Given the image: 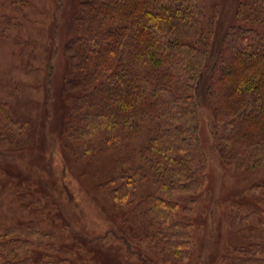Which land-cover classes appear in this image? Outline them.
Instances as JSON below:
<instances>
[{
  "label": "trees",
  "instance_id": "16d2710c",
  "mask_svg": "<svg viewBox=\"0 0 264 264\" xmlns=\"http://www.w3.org/2000/svg\"><path fill=\"white\" fill-rule=\"evenodd\" d=\"M25 1L0 0V22L8 18L6 8ZM211 9L203 0H82L77 34L67 44L66 86L73 96L61 144L93 161L120 153L124 138L149 135L139 150L141 165H132V155L123 158L101 186L147 225L133 238L160 250L164 264L192 256V223L176 220L181 204L175 196L193 194L194 204L206 186V161L196 157L204 103L223 163L255 177L247 221L264 229V0H238L235 21L223 30L219 6ZM24 130L0 100V137L28 143ZM148 182L156 191L139 200L137 189ZM51 238L34 225L9 228L0 234V264H67L66 251L57 249L58 258L49 253L55 250ZM39 248L48 254L38 261ZM263 255V244L243 243L231 259L264 264Z\"/></svg>",
  "mask_w": 264,
  "mask_h": 264
},
{
  "label": "rangeland",
  "instance_id": "374dc122",
  "mask_svg": "<svg viewBox=\"0 0 264 264\" xmlns=\"http://www.w3.org/2000/svg\"><path fill=\"white\" fill-rule=\"evenodd\" d=\"M203 2L208 10L219 6L221 30L234 23L238 0ZM81 8L82 0H26L18 8H6L8 18L0 22V100L8 104L14 119L25 124L29 138L28 143L15 139L13 144L0 137V234L34 225L52 235L55 250L49 253L54 258L60 257L58 250L66 251L67 264H164L160 250L133 238L148 231L147 225L116 205L101 186L119 171L123 158L132 155V165H141L139 150L149 135L130 142L123 137L120 153H102L93 161L80 159L61 144L73 96L66 86L67 44L77 34ZM213 124L204 103L202 149L196 157L206 161V186L202 196L194 195L198 199L194 204L193 194L175 196L181 204L176 220L187 217L192 223V256L183 264H236L231 259L236 246L264 245V229L257 221H247L255 203L249 192L255 177L237 174L223 163L214 146ZM137 191L141 200L156 188L148 182ZM185 207H192L191 212ZM46 251L36 249L33 256L39 261L46 258Z\"/></svg>",
  "mask_w": 264,
  "mask_h": 264
}]
</instances>
